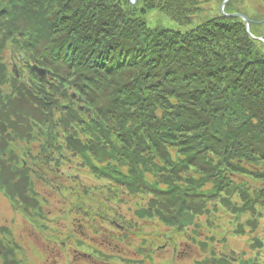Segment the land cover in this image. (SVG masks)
Returning <instances> with one entry per match:
<instances>
[{
  "label": "trees",
  "instance_id": "1",
  "mask_svg": "<svg viewBox=\"0 0 264 264\" xmlns=\"http://www.w3.org/2000/svg\"><path fill=\"white\" fill-rule=\"evenodd\" d=\"M209 2L0 0V189L25 212L29 184L70 179V213L131 211L139 237L205 242L196 264H264V45ZM240 235L253 251L223 252Z\"/></svg>",
  "mask_w": 264,
  "mask_h": 264
},
{
  "label": "rangeland",
  "instance_id": "2",
  "mask_svg": "<svg viewBox=\"0 0 264 264\" xmlns=\"http://www.w3.org/2000/svg\"><path fill=\"white\" fill-rule=\"evenodd\" d=\"M224 1L217 3L210 0L204 5L203 17L207 13L215 17L225 16L222 8L227 14H243L248 18L246 29L250 36L264 45V1L235 0V7L239 10L235 12H226L225 7L230 0L223 6ZM148 23L151 27L159 24L184 31L195 25L196 21L182 26L167 15L154 11L148 15ZM251 27L255 34L251 32ZM36 149L41 151L40 148ZM57 182L67 186L74 184L70 179L59 177ZM87 183L91 182L88 180ZM51 184L46 187L41 180L35 185L29 184V195L25 196L30 198L32 204L29 206L26 200L22 201V205L28 206L25 212L0 189V228H9L5 236L0 232L1 239L6 238L0 244V264H196L211 254V248L205 242L191 243L187 234L175 233L174 229H166L153 221L140 226L143 233L139 234L143 236L139 237L136 231L140 229L135 226V219L128 220L131 211H126L124 220L117 219V222L112 216L104 218L85 211L70 213V200L74 198L68 194L62 196L59 184L53 179ZM35 187L36 193L32 194L31 188ZM60 196L59 202L57 199ZM108 213L112 215L113 212ZM34 216L42 223L37 225ZM138 223L143 224V221ZM216 228V232L222 235V231ZM201 232L205 234L206 230ZM227 240L223 252L232 254L234 249L238 256L250 254L248 236H230ZM8 243L15 248L16 256L21 261L12 260V247ZM261 250L255 248V255ZM258 255L264 259V251Z\"/></svg>",
  "mask_w": 264,
  "mask_h": 264
},
{
  "label": "water",
  "instance_id": "3",
  "mask_svg": "<svg viewBox=\"0 0 264 264\" xmlns=\"http://www.w3.org/2000/svg\"><path fill=\"white\" fill-rule=\"evenodd\" d=\"M138 0H131V2H133L134 4L137 2ZM229 0H225L223 2V6L228 2ZM223 12V15L227 16V17H240L241 19H243L246 23V25H248V18L247 16L243 15V14H240V13H236V14H227L224 12V8L221 9ZM34 69L36 70V72L40 75V76H45L46 74V70L44 68H40L38 66H34ZM13 71L15 72V74L17 76H19L18 74V70H17V66L14 65L13 66ZM64 174L68 177H75L76 175L68 170H63Z\"/></svg>",
  "mask_w": 264,
  "mask_h": 264
},
{
  "label": "flooded vegetation",
  "instance_id": "4",
  "mask_svg": "<svg viewBox=\"0 0 264 264\" xmlns=\"http://www.w3.org/2000/svg\"><path fill=\"white\" fill-rule=\"evenodd\" d=\"M57 185H58V183H56ZM61 184H59V186H60ZM59 202L61 201V196H60V198L58 197V199H57ZM19 206V205H18ZM20 208H22L21 206H19ZM19 208V209H20ZM20 211V210H19ZM21 212V211H20ZM22 213V212H21ZM39 213H43V212H39ZM35 217V216H34ZM35 219H36V224L38 225V224H41L42 223V221H40V219L39 218H37V217H35ZM7 231H9V228L8 227H6V226H2L1 228H0V232H3V234H4V236H5V233L7 232ZM4 239H6V238H4ZM4 239H1V237H0V244L1 243H3V241H4ZM8 240H9V238H7ZM8 245H10L9 243H8ZM11 246V245H10ZM12 248V250H11V256H12V260L13 261H15V262H18V261H21L22 259L21 258H19L18 256H16V252H15V248L13 247V246H11Z\"/></svg>",
  "mask_w": 264,
  "mask_h": 264
}]
</instances>
